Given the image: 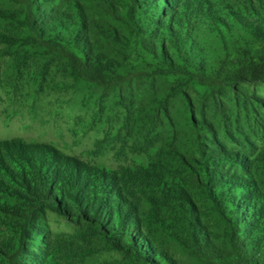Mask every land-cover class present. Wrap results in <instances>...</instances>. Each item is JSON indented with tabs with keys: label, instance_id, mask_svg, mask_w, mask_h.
<instances>
[{
	"label": "rangeland",
	"instance_id": "obj_1",
	"mask_svg": "<svg viewBox=\"0 0 264 264\" xmlns=\"http://www.w3.org/2000/svg\"><path fill=\"white\" fill-rule=\"evenodd\" d=\"M263 1L173 0L192 22V59L208 64L199 74L180 62L169 72L130 37L131 0H0V264L129 262L88 225L67 222L38 198L47 167L92 170L146 213L148 200L165 190L159 182H169L182 160L183 178L197 175L244 203L264 204V83L229 78L233 49L248 37L239 22L248 18L244 5ZM37 26L60 35L55 53L36 45ZM115 31L124 38L120 47ZM85 42L121 62L127 49L117 74L133 75L131 83L105 91L70 76L60 51L78 53ZM152 106L161 109L160 120L149 123ZM162 240L179 264H195Z\"/></svg>",
	"mask_w": 264,
	"mask_h": 264
},
{
	"label": "trees",
	"instance_id": "obj_2",
	"mask_svg": "<svg viewBox=\"0 0 264 264\" xmlns=\"http://www.w3.org/2000/svg\"><path fill=\"white\" fill-rule=\"evenodd\" d=\"M254 4L249 2L250 9L244 5L248 18H239V22L248 37H244L242 47L233 49L235 58L229 62L234 67L229 78L240 84L264 83V1L259 6ZM127 13L130 37L137 38L143 49L169 72H176L179 62L199 74L207 71L206 61L192 59L191 53L196 51L192 22L184 19L173 0H131ZM186 23L187 29H178ZM36 34L37 46L43 43L49 53L56 52L59 34H50L41 26H37ZM111 35L116 46L123 45L124 38L118 32ZM186 47L191 52L187 53ZM170 49L179 61H175ZM60 52L67 59L65 69L75 79L105 91L132 81L131 74H117L130 56L127 49L122 62L118 57L94 51L87 42L78 53L65 49ZM157 101L160 105L166 102L162 97ZM151 109L148 121L154 123L160 120L161 109ZM184 167L179 160V167L168 174L170 183L162 178L159 183L165 190L161 189L160 197L148 200L150 210L146 213L126 199L113 180L67 163L42 169L35 192L67 222L92 228L110 249L128 258L124 264H179L164 248L162 236L177 244L195 264H264V204L244 203L240 195L224 193L220 185L201 184L197 175L183 178ZM177 172L182 177L179 181ZM200 195L209 202V211L201 206Z\"/></svg>",
	"mask_w": 264,
	"mask_h": 264
}]
</instances>
